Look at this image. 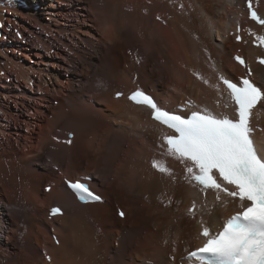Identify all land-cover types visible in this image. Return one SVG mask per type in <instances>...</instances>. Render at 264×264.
Returning <instances> with one entry per match:
<instances>
[{
	"label": "bare ground",
	"instance_id": "bare-ground-1",
	"mask_svg": "<svg viewBox=\"0 0 264 264\" xmlns=\"http://www.w3.org/2000/svg\"><path fill=\"white\" fill-rule=\"evenodd\" d=\"M88 1L55 0L64 7L55 13L52 3L26 0L42 29L23 38L36 60L12 73L0 49V264H185L202 243V222L215 232L240 202L190 183L162 146L170 131L126 97L140 89L163 110L191 104L233 115L219 75L246 78L235 60L244 57L264 90L256 63L264 25L248 20L247 0ZM249 1L262 11L261 0ZM14 6L0 0V23ZM252 123L264 127V105ZM154 160L173 174L153 169ZM86 177L101 203L80 204L66 189ZM53 206L63 213L48 218Z\"/></svg>",
	"mask_w": 264,
	"mask_h": 264
},
{
	"label": "snow or ice",
	"instance_id": "snow-or-ice-1",
	"mask_svg": "<svg viewBox=\"0 0 264 264\" xmlns=\"http://www.w3.org/2000/svg\"><path fill=\"white\" fill-rule=\"evenodd\" d=\"M248 9L250 18L264 25V19L252 9L251 2ZM236 39L239 42L241 38ZM256 40L264 46V36H256ZM235 60L246 66L241 57ZM259 63L264 65V59ZM197 78L201 79L198 75ZM219 80L234 105L233 115L191 104L188 112H170L161 109L140 89L128 99L151 109V118L170 130L162 137V146L167 155L184 165L190 183L205 194L214 192L221 203V194L240 202V210L226 217L215 232L202 222L197 237L202 238V243L188 253L189 264H264V139L257 141L259 126L252 123L253 110L258 104L264 105V90L248 78L233 82L220 74ZM116 95L119 97L121 93ZM259 134L264 136V127H259ZM151 167L161 174H173L163 162L154 160ZM67 186L81 202L102 199L84 179L67 182ZM194 209L195 204L189 209L190 214L194 215ZM50 214H61V209L53 207ZM119 215L123 217L125 213L121 211Z\"/></svg>",
	"mask_w": 264,
	"mask_h": 264
},
{
	"label": "rangeland",
	"instance_id": "rangeland-1",
	"mask_svg": "<svg viewBox=\"0 0 264 264\" xmlns=\"http://www.w3.org/2000/svg\"><path fill=\"white\" fill-rule=\"evenodd\" d=\"M61 1H62V3H67L69 0H61ZM95 1L96 0H91L92 4ZM47 2L53 4V7H54L53 12H55V13L60 12V11L64 12V10H63L64 7H60L59 3L55 2V0H51V1L50 0H43V1L38 0V3H40V4H45ZM74 3L76 4L75 1H74ZM87 4H89V6H90V3L88 0H87ZM30 11H31V7H30V5H28V3H26V0H15V6L12 8H9L8 10H5V12L3 14L2 21L0 23V49L4 52L3 54H5L7 56V58L9 57L7 65L11 63L10 66L8 65V69L10 72H12V71L16 70V68H18V66H16L17 64L20 65L22 62L32 63L36 60V58H34L35 56L32 54V52L30 53L27 49H24L27 47H31V45L29 43H26L27 44L26 45L24 42L25 39H23L25 35L26 36L28 35L27 34L28 31H31V30L33 31V29H34V31L38 32V30H42L41 26L36 25L35 21H31L30 19H28L29 15H27V14H29V13H27V12H30ZM32 11H34V10H32ZM94 12H96V11H94ZM71 15L72 14H70V16ZM41 21H44V20H41ZM94 32H96L97 35H100L98 33V29H95ZM18 33H21L22 38L19 39L20 42L18 41V43L16 44L13 42L16 41L15 40V39H17L16 34H18ZM52 34L55 37L56 32L55 33L52 32ZM46 38L48 39L51 37H46ZM33 42H35V41H33ZM20 47L22 48L21 50H20ZM88 47H90V45H87L86 48H83L84 49L83 52L87 55L86 60L90 64V56L88 57V54H90V49H88ZM14 53H16V54H14ZM70 53H71V56L73 57L74 54L72 52H70ZM50 54H52V53H50ZM23 55L27 56V57L30 56L31 62L28 61V59H26ZM9 60H10V62H9ZM16 62H18V63H16ZM12 73H14V72H12ZM31 76H33V78H34L35 75L32 74ZM86 77H88V79H90V77H92V75H87ZM86 77L81 79V80H83L85 82L88 81V79H86ZM13 82H15V81L13 80ZM22 86L24 87V85H22ZM142 87L146 88V87H148V84H143ZM152 88H155V87H152ZM164 95L167 96V95H170V93L166 92V93H164ZM89 97H90V95L87 96V98H89ZM167 102H169V101H167ZM12 139H14V138H12ZM42 187L43 186H40V191H42ZM112 213L115 216V210L114 209H112ZM116 216H117V213H116ZM91 246H93V244Z\"/></svg>",
	"mask_w": 264,
	"mask_h": 264
}]
</instances>
